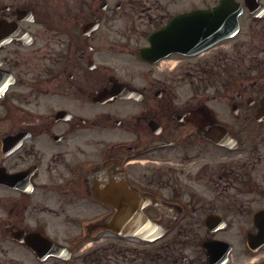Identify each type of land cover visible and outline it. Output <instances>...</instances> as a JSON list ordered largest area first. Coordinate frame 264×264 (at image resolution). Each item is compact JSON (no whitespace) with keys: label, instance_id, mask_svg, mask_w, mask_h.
<instances>
[{"label":"flooded vegetation","instance_id":"1","mask_svg":"<svg viewBox=\"0 0 264 264\" xmlns=\"http://www.w3.org/2000/svg\"><path fill=\"white\" fill-rule=\"evenodd\" d=\"M263 213L264 0H0V264H264Z\"/></svg>","mask_w":264,"mask_h":264},{"label":"water","instance_id":"2","mask_svg":"<svg viewBox=\"0 0 264 264\" xmlns=\"http://www.w3.org/2000/svg\"><path fill=\"white\" fill-rule=\"evenodd\" d=\"M193 17L188 18H178L171 23L167 28L168 34L171 36L173 44L168 46V50L177 49L180 45L188 44V28L187 23L191 21ZM199 32H202V29L196 28ZM191 31V29H190ZM192 47V45L190 46Z\"/></svg>","mask_w":264,"mask_h":264},{"label":"rangeland","instance_id":"3","mask_svg":"<svg viewBox=\"0 0 264 264\" xmlns=\"http://www.w3.org/2000/svg\"><path fill=\"white\" fill-rule=\"evenodd\" d=\"M127 64H128V62H127ZM134 64H136V62H134V61L130 63V65H134ZM164 65H166V64L164 63Z\"/></svg>","mask_w":264,"mask_h":264}]
</instances>
